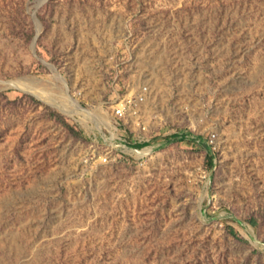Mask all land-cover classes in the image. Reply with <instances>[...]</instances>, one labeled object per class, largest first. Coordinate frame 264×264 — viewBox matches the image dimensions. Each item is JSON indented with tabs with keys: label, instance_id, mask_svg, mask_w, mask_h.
<instances>
[{
	"label": "rangeland",
	"instance_id": "374dc122",
	"mask_svg": "<svg viewBox=\"0 0 264 264\" xmlns=\"http://www.w3.org/2000/svg\"><path fill=\"white\" fill-rule=\"evenodd\" d=\"M0 264H264V0H0Z\"/></svg>",
	"mask_w": 264,
	"mask_h": 264
},
{
	"label": "trees",
	"instance_id": "16d2710c",
	"mask_svg": "<svg viewBox=\"0 0 264 264\" xmlns=\"http://www.w3.org/2000/svg\"><path fill=\"white\" fill-rule=\"evenodd\" d=\"M185 138L186 137H179L178 135L177 136H175L174 138H173V140H178V139H182V140H185ZM144 145H147V143H144ZM207 164L209 165V167L212 169L213 168V166H214V158H213V156H210V157H208L207 158Z\"/></svg>",
	"mask_w": 264,
	"mask_h": 264
}]
</instances>
